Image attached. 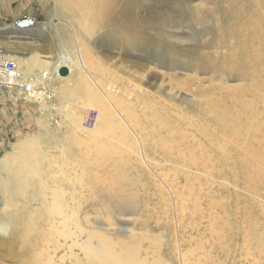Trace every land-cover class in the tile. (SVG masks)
Masks as SVG:
<instances>
[{
	"label": "bare ground",
	"instance_id": "obj_1",
	"mask_svg": "<svg viewBox=\"0 0 264 264\" xmlns=\"http://www.w3.org/2000/svg\"><path fill=\"white\" fill-rule=\"evenodd\" d=\"M149 1L168 6L52 0L55 16L73 23L76 64L100 94L74 73V61L50 68L49 55L9 50L49 35L37 18L28 16V30L0 29L2 52L27 88L44 95L52 76L79 84L70 83L73 95L54 91L57 106L38 113L37 134L0 158V264H178L174 241L167 252L164 235L149 228L157 196L169 211L151 170L173 192L183 264H264V0ZM57 28L69 55L67 32ZM101 31L146 63L118 85L99 81L87 53L88 37ZM78 91L87 102L62 110V100L82 99ZM88 105L97 110L91 127L82 123ZM57 111L68 117L64 135L51 119ZM225 194L227 208L219 202ZM205 214L216 217L211 248L203 242ZM126 217L134 229L124 237Z\"/></svg>",
	"mask_w": 264,
	"mask_h": 264
},
{
	"label": "rangeland",
	"instance_id": "obj_2",
	"mask_svg": "<svg viewBox=\"0 0 264 264\" xmlns=\"http://www.w3.org/2000/svg\"><path fill=\"white\" fill-rule=\"evenodd\" d=\"M189 3L196 5L199 3V0H189ZM144 4H146L144 6H157V7L160 5L159 8L160 7L164 8L163 6H168V4H165V3H154L149 0H145ZM55 11L56 10L54 9L52 0H0V29L5 28L7 24L13 25V23L19 18L31 16L35 19L37 18V20L42 25H46L49 28L48 31H50L49 35L41 36L42 38L41 37L38 38L40 41L38 42V45L36 46L26 47L21 44H15L14 46L12 45V48L9 50L17 53L19 56L20 55L24 56V54H27L32 51L37 56L49 55L50 57H52L50 68H52L53 65H57L61 61H67V60L71 62L74 61L73 62L74 73L78 72L77 74L79 75L83 73L81 75L85 76L82 68L78 67L80 65L76 64L77 62L76 60L80 58L78 54H76V51L74 48L75 45L73 41L74 36L69 27V24L73 25V23L65 17H62V16L56 17ZM186 26L187 25H183V29L188 31L189 29ZM57 27L62 28L66 30L67 32L68 42L72 50V53L69 55L63 53V51L61 50V47H62L61 44L63 42L61 43L59 40L58 34L60 32ZM4 41L5 40L3 41L1 40V42H4ZM87 42H88L87 43V53L89 52V54H91L92 56H95L94 58L96 59L95 62H98L96 63V68L98 67L96 77L99 79V81L102 82L103 85L104 84L108 86L109 84L118 85L117 82H119L121 78L128 76L134 70H138L141 66L144 67L146 65L145 62L143 61L141 62L139 60H136L132 56L124 54V52L117 46L115 47L113 45H110V43L102 37V31L101 33L93 35L92 37L91 36L88 37ZM4 46L5 45L0 46V48L1 50L5 51L6 49L4 48ZM78 68H80V71ZM67 81L68 80L60 81L58 78H56V76H52V80L50 81V84L48 87L49 90L50 89L51 90L45 93L44 95L40 94L41 92L40 91L41 89H39L40 86H34V87L29 86L27 90L25 91H15L14 92V91L6 90V91L0 92V158L4 156V154H6L8 151H11L12 148L18 142H21L22 140H24V138H28V137H31L37 134V127L35 124V119H36V116H38V113H41V111H43L45 106L47 105L49 106L51 110L57 106V96H55L57 92L54 93V91H56L57 89L63 88V90L67 94L68 93L72 94L73 93L72 90L75 89L74 87L79 85L78 82L75 80H69L70 81V82L68 81L69 83ZM86 81L88 82L87 84L91 86V88L93 89L95 88V91L98 94H100V91L98 90V88H96L93 85V83H91L90 80H88L87 77H86ZM143 83H144L143 85L146 86L147 81L143 80ZM152 87H150L148 91L154 92L155 89ZM68 88H69V91H66L68 90ZM80 93L81 92L78 91L77 97L78 98L82 97V99L81 98L77 99L75 96L73 97L70 96L66 98L65 100H62V103L64 105L62 106L63 108L62 110L69 109V107H71L73 103L76 104V103H81L82 101H85L86 99L83 98L84 95H81ZM91 106L92 105H88V108L83 109L85 110L83 111V115L86 113V110L89 109L87 111L88 114H93L94 118L96 119L97 110L95 107H91ZM63 115L64 114H62V112L60 111H57V114L52 112L51 119H54L57 121V124H55L54 129H56L55 131L58 132V134L60 133L59 135H64L66 134L67 130L69 131L68 124H67L68 117H65ZM85 120L82 121L83 126H85ZM64 124H65V128H64ZM92 124L90 125V127L92 126ZM50 125L52 124L50 123ZM80 127H81L80 129L81 131H84V132L87 131L83 129L81 125L79 126V128ZM64 129L65 130L67 129V130L65 131ZM76 132L79 133L78 130ZM151 172L153 175H155V178L157 179V181H159L164 191V194H166L167 196L169 211L167 212V210L165 209V206L163 205L164 203H161L162 199L159 196H157L155 199L157 209L154 215L152 216V220L156 219V221L159 223L156 224L154 220L153 222L152 220H150L149 221L150 231L156 234L162 233L164 235L163 240L168 241L167 246L165 247L167 252H170L172 241H174V249L176 251L177 263L183 264L182 259H181L180 236L178 235L179 228L177 226L178 225V222H177L178 219H177V213H176L177 209H176V203H175V199L173 196V192L170 191L171 189L169 188L168 185H165L163 182H161L159 177H157L156 174L152 170ZM219 202L223 203L227 208L228 204L230 203V199L225 194L222 196V198L219 199ZM158 204L160 206H158ZM219 214L222 217V219H225V216L223 213H219ZM214 215L215 214H205L204 218H202V221H201L202 233L204 232L203 242L207 248H211V246L216 245L214 240L211 237V231H210L211 230V220L216 218ZM125 220L127 221V223H125L122 226L123 227L122 229H124V227H127L126 229L127 235L125 234L124 237L128 236L129 233L127 231H129L131 228L134 229V225H133L134 217L133 218L126 217ZM217 225H215V227ZM168 238H170V240ZM175 241L177 242L175 243ZM167 259L170 261L172 260L174 262V259L171 258L169 254L167 255Z\"/></svg>",
	"mask_w": 264,
	"mask_h": 264
},
{
	"label": "built area",
	"instance_id": "obj_3",
	"mask_svg": "<svg viewBox=\"0 0 264 264\" xmlns=\"http://www.w3.org/2000/svg\"><path fill=\"white\" fill-rule=\"evenodd\" d=\"M34 22L28 17L17 19L13 23V28L18 31H24L33 28ZM24 74L18 69L16 63L6 57L0 48V92L10 91H25L27 83L24 79ZM95 121L93 114H88L85 120V126L90 125Z\"/></svg>",
	"mask_w": 264,
	"mask_h": 264
},
{
	"label": "water",
	"instance_id": "obj_4",
	"mask_svg": "<svg viewBox=\"0 0 264 264\" xmlns=\"http://www.w3.org/2000/svg\"><path fill=\"white\" fill-rule=\"evenodd\" d=\"M68 72H69L68 69L65 68V67L60 68V69L58 70V73H59L60 76H66V75L68 74Z\"/></svg>",
	"mask_w": 264,
	"mask_h": 264
}]
</instances>
